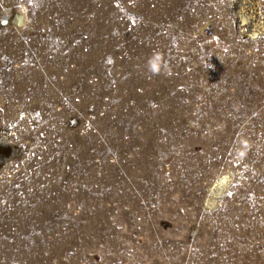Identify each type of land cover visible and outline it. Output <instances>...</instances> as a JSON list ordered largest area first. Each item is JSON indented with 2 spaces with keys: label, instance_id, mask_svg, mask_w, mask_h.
<instances>
[{
  "label": "rangeland",
  "instance_id": "1",
  "mask_svg": "<svg viewBox=\"0 0 264 264\" xmlns=\"http://www.w3.org/2000/svg\"><path fill=\"white\" fill-rule=\"evenodd\" d=\"M0 264H264V0H0Z\"/></svg>",
  "mask_w": 264,
  "mask_h": 264
}]
</instances>
